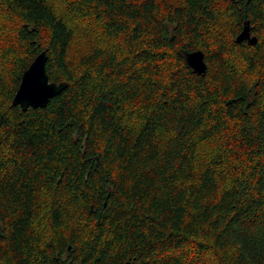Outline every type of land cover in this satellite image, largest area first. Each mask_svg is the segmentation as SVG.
I'll return each mask as SVG.
<instances>
[{"label":"trees","instance_id":"trees-1","mask_svg":"<svg viewBox=\"0 0 264 264\" xmlns=\"http://www.w3.org/2000/svg\"><path fill=\"white\" fill-rule=\"evenodd\" d=\"M76 263L264 264V0H0V264Z\"/></svg>","mask_w":264,"mask_h":264},{"label":"water","instance_id":"water-1","mask_svg":"<svg viewBox=\"0 0 264 264\" xmlns=\"http://www.w3.org/2000/svg\"><path fill=\"white\" fill-rule=\"evenodd\" d=\"M245 25L239 36L248 37L249 40H255L250 36ZM185 60L189 66L196 72H204L206 64L203 59V52L200 49L187 51L184 54ZM47 55L45 50L38 52L29 65L23 70L19 85L12 97V103L19 104L21 108L30 106H45L49 97L59 92L65 85V81H50L46 68ZM79 264V263H76Z\"/></svg>","mask_w":264,"mask_h":264},{"label":"rangeland","instance_id":"rangeland-1","mask_svg":"<svg viewBox=\"0 0 264 264\" xmlns=\"http://www.w3.org/2000/svg\"><path fill=\"white\" fill-rule=\"evenodd\" d=\"M74 51H75V52H73V53L71 52V53H70L71 56H73L74 54H76V52L78 51V49L75 48Z\"/></svg>","mask_w":264,"mask_h":264}]
</instances>
